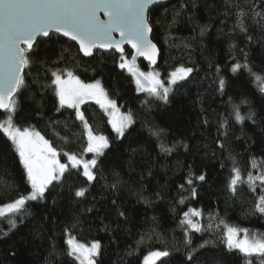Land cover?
I'll return each mask as SVG.
<instances>
[{"label":"trees","instance_id":"obj_1","mask_svg":"<svg viewBox=\"0 0 264 264\" xmlns=\"http://www.w3.org/2000/svg\"><path fill=\"white\" fill-rule=\"evenodd\" d=\"M262 5L264 0H169L149 9L160 52L153 69L161 78L180 66L193 69L186 80L165 86L167 103L137 91L113 51L83 57L61 36L39 38L38 55L25 69L26 87L15 97L16 126L38 131L61 163H68L64 153L92 158L84 151L86 130L76 111L60 107L50 87L52 72L61 70L84 82L99 80L134 123L119 137L97 104H81L92 131L109 141L92 169L96 178L88 181L82 167L70 168L43 200L28 201L25 212L10 215L16 228L9 231V219L0 217V264H77L66 255L69 235L82 243L100 241L96 264H141L154 250L170 253L163 264H261L258 255L229 251L225 232L234 227L264 238V213L256 207L264 182H247L249 174H264V19L254 15L264 12ZM241 19L247 31H241ZM124 56L129 61L128 49ZM235 64L241 65L237 71ZM137 67L150 69L142 61ZM237 109L243 121L236 120ZM7 114L0 112V122ZM233 168L243 181L236 193L228 187ZM201 174L205 181L196 179ZM81 188L85 195L78 197ZM30 191L0 130V204ZM193 210L200 213L193 218L200 231L182 223Z\"/></svg>","mask_w":264,"mask_h":264},{"label":"snow or ice","instance_id":"obj_2","mask_svg":"<svg viewBox=\"0 0 264 264\" xmlns=\"http://www.w3.org/2000/svg\"><path fill=\"white\" fill-rule=\"evenodd\" d=\"M155 2L156 0H0V109L9 114L6 121L0 122V130L10 141L11 148L22 165L24 178L32 189L27 196L21 195L11 202L0 204V217L9 219L10 215L22 214L26 211L28 201L43 200L53 181H60L70 168L82 167L83 175L88 181L96 178L92 169L96 167L97 159L84 160L76 154L64 153L68 163H61L58 158L60 153L38 131L16 126L13 122L18 108L15 97L26 87L25 69L34 63L32 57L38 55V37L47 38L51 32L62 34L77 42L80 51L86 56H92L96 49L118 52L121 58L119 67L127 69L135 78L137 91L147 92L167 103L170 89L159 79V73H145L135 66L136 56L145 57L155 64L159 55V49L151 38L153 25L149 20V5ZM101 15L106 19H101ZM245 15L246 13L241 12V17ZM254 15L264 19V12ZM256 22L260 23L259 20ZM239 27L241 31H247L243 19L239 21ZM113 33H119L120 38L116 39ZM124 44L135 50L132 61H128L124 56ZM240 68V64H235L233 71ZM192 72V68L180 66L169 74V83L175 85L186 80ZM51 75L50 87H53L60 107L74 109L87 131L85 152L100 156L103 155L104 149L109 147L108 138L94 134L80 111V105L86 100H95L104 109L109 123L119 137H123L134 123L130 112L121 113L116 101L108 98L99 80L84 83L72 71L63 70L53 71ZM256 78L261 79L259 76ZM219 86L223 89L225 81L220 80ZM261 91L264 92V87ZM243 119L237 109L236 120ZM160 134L158 131L153 132V135ZM161 147L162 150L169 151L163 145ZM232 173L228 187L232 193H236L237 185L243 181L238 168H233ZM196 179L205 181L206 176L201 174ZM257 179L264 182V174L255 178L249 174L247 182L254 184ZM188 183L192 184V180L189 179ZM85 191L86 189L81 188L76 192V196H84ZM191 194L196 195L195 189H192ZM256 207L264 213V196L260 197ZM191 214L200 215L195 210ZM120 215L123 216L124 213L121 212ZM184 216L182 223L195 231L201 230L197 223L188 218L189 213H184ZM14 228L15 221L9 219V231ZM240 232L244 233L242 238ZM4 235L7 236L8 233ZM65 243L66 255L73 257L77 264H96V258L101 255L100 241L85 244L69 235ZM225 246L229 251L238 250L246 257L258 255L261 257V264H264V238L250 239L247 229L228 227L225 232ZM169 255L168 251H150L144 256L142 264H157V261L163 264L162 258ZM194 258L189 253L188 260L192 261ZM247 264H251V261Z\"/></svg>","mask_w":264,"mask_h":264},{"label":"water","instance_id":"obj_3","mask_svg":"<svg viewBox=\"0 0 264 264\" xmlns=\"http://www.w3.org/2000/svg\"><path fill=\"white\" fill-rule=\"evenodd\" d=\"M167 1H169V0H156V2L154 3V4H151V5H149V9L151 8V7H153L154 5H157V4H159V3H163V2H167ZM101 19H106V17H104L103 15H101ZM50 34H56L55 32H51ZM56 35H58V36H61V37H63V38H65V39H67V40H70V39H68L67 37H64L62 34H56ZM113 36L116 38V39H119L120 37H119V33H113ZM39 38H46V37H38V39ZM70 41H72V40H70ZM76 46H77V48H78V51L80 52V54L83 56V57H91V56H86V55H84V53L82 52V51H80V49H79V45H78V43L77 42H75V41H72ZM153 43H155L154 41H153ZM156 44V43H155ZM157 45V44H156ZM123 47H124V52H125V49H128L129 51H130V56H129V61H132V59H133V56L135 55V50L134 49H132L131 48V46L130 45H128V44H124L123 45ZM157 48H158V46H157ZM159 49V48H158ZM94 51H103V52H109V51H104V50H101V49H96V50H94ZM115 54H117V55H120L118 52H115V51H113ZM160 53V52H159ZM158 59H159V55L157 56V58H156V63L155 64H152L150 61H148L145 57H142V56H136L135 57V66L137 67L138 66V62L139 61H142L143 63H145V64H147V66L150 68V69H153V68H155L156 66H157V64H158ZM0 112H5V110H3V109H0Z\"/></svg>","mask_w":264,"mask_h":264},{"label":"rangeland","instance_id":"obj_4","mask_svg":"<svg viewBox=\"0 0 264 264\" xmlns=\"http://www.w3.org/2000/svg\"><path fill=\"white\" fill-rule=\"evenodd\" d=\"M176 69H174L173 71H175ZM173 71H171V72H173ZM143 72H145V73H147V72H157L156 70H154V69H147V70H145V71H143ZM170 72V73H171ZM169 73V74H170ZM169 74L165 77V78H161V76H160V74H159V79L163 82V84H164V86H169L170 85V83H169ZM84 82V81H83ZM93 82H95V81H92V82H84V83H93ZM109 98V97H108ZM110 99V98H109ZM85 102H93V103H95V104H97L96 103V101L95 100H86ZM99 107H100V105L99 104H97ZM101 108V107H100ZM119 108V107H118ZM102 109V108H101ZM120 109V108H119ZM103 111H104V109H102ZM80 111H81V105H80ZM105 112V111H104ZM120 112L121 113H128V112H124V111H122L121 109H120ZM106 113V112H105ZM8 115L9 114H7L6 115V117H5V119H3L1 122H4V121H6L7 120V118H8ZM106 115H107V113H106ZM107 117H108V115H107ZM108 119H109V117H108ZM86 130V129H85ZM94 133V132H93ZM94 134H96V133H94ZM97 135H101V134H97ZM86 136H87V131H86ZM99 156H96V154H94V153H92V158L91 159H93V158H95V159H97ZM84 160H88V159H86V158H83ZM90 159V160H91ZM31 191H32V189H31ZM30 191V192H31ZM29 192V193H30ZM28 193V194H29ZM28 194H26V195H24V196H27ZM192 211H190L189 212V217L188 218H190V219H192L193 220V218L195 217V216H193L192 214ZM237 229H239V228H237ZM247 232H248V235H249V238L251 239V238H259L258 236H257V234H256V232H253V231H248L247 230ZM239 235H240V237L242 238L243 237V235H244V233L243 232H240L239 233ZM69 237V236H68ZM68 237H67V239H68ZM82 243V242H81ZM85 244H91V243H85ZM142 262H143V260H142ZM142 264V263H141Z\"/></svg>","mask_w":264,"mask_h":264}]
</instances>
